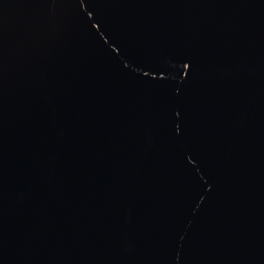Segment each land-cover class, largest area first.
<instances>
[{
    "label": "water",
    "instance_id": "95a60500",
    "mask_svg": "<svg viewBox=\"0 0 264 264\" xmlns=\"http://www.w3.org/2000/svg\"><path fill=\"white\" fill-rule=\"evenodd\" d=\"M0 264H264V0H0Z\"/></svg>",
    "mask_w": 264,
    "mask_h": 264
}]
</instances>
